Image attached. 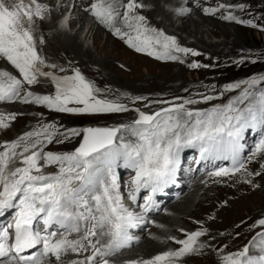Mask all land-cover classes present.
<instances>
[{"label": "snow or ice", "instance_id": "1", "mask_svg": "<svg viewBox=\"0 0 264 264\" xmlns=\"http://www.w3.org/2000/svg\"><path fill=\"white\" fill-rule=\"evenodd\" d=\"M32 6L18 2L10 7L0 0V57L6 58L22 75L23 82L32 85L38 82V67L56 69L49 65L38 53L31 32L25 28V19L31 22L33 16L43 19L47 9L32 0ZM145 7L137 0H97L91 6V14L115 35L124 39L127 36L129 46L138 52L163 60H179L175 53L193 56L198 52L180 47L176 39L146 24V18L136 13ZM221 8L226 7L220 5ZM121 9L124 11L121 12ZM186 14L188 9L176 10ZM216 9H205L207 14H214ZM229 20L236 17L228 15ZM130 31L124 32L116 26L117 20ZM251 24V21L248 22ZM251 26L255 27L254 24ZM135 35H131V33ZM157 48L161 50H157ZM182 62V61H181ZM193 64L191 67H200ZM60 72L65 69L60 68ZM45 78L47 76L45 75ZM56 81V93L38 96L27 92L24 102H35L50 109L67 113H112L128 109L113 102L97 99L94 93L100 90L85 79L76 70L71 76L53 77ZM7 71H0V101H12L21 97L24 83ZM249 88L257 84L256 80L246 81ZM239 87L238 84L230 86ZM30 98V99H29ZM213 99L211 96L204 98ZM248 103L243 107L234 105ZM83 107H68L69 104ZM196 101L185 100L183 104L158 111L152 115L141 112L132 125L126 126L124 132L134 140L125 141L121 128H87L80 147L70 154H43L35 151L41 141L24 144L23 151L19 142L7 145V150L0 153V216L5 210L16 209L14 233L7 228L0 230V264H45L46 259L55 258L60 262L63 255L80 254L91 249V256L84 260H73L71 264H109L107 257L116 250L126 246L131 239L128 229L136 227L144 220L133 215L121 203L116 186L115 169L118 166L132 168L136 171L135 188L131 194L136 201V192L141 188H150L153 193L173 182L179 164V153L183 147L198 148L201 159H224L232 161V168H222L212 173L214 176H226L244 168L240 159L243 145L240 143L248 129L264 130V90L253 93L245 90L241 97L230 102L224 108H213L208 112L192 111L186 107ZM14 116L0 115V127H7L5 120ZM71 135H79L76 129ZM54 125H48L42 131L28 133L26 140L33 136H44L48 143L56 135ZM257 153L264 152V137L261 138ZM17 156L22 157L24 167L9 170V164ZM47 164H56V174L44 175L39 160ZM153 201L151 197L144 205L148 211ZM39 217L44 225L43 231L33 228V222ZM63 229L59 239L57 231H49L53 226ZM264 226V219L259 221ZM10 227V225H9ZM83 230V231H82ZM72 233L80 234L79 239H69ZM205 231L188 234L187 239L177 240L182 245L178 251H168L150 260L133 262V264H175L177 258L186 254L199 252L203 245L196 247L198 238ZM98 235L110 237L104 247H97ZM42 245V252L25 255L27 249ZM256 249L257 254L250 252ZM97 257L101 259L97 261ZM224 264H264V233L241 251L223 257Z\"/></svg>", "mask_w": 264, "mask_h": 264}, {"label": "rangeland", "instance_id": "2", "mask_svg": "<svg viewBox=\"0 0 264 264\" xmlns=\"http://www.w3.org/2000/svg\"><path fill=\"white\" fill-rule=\"evenodd\" d=\"M67 1L68 0H66L65 4L68 3ZM84 1L85 3L81 4L82 7L76 9L72 14L71 20L66 23L65 26L63 25L60 28H56L52 15L48 17V22L40 21L38 23L39 28L37 37L40 45L39 52L47 64L57 65L55 70L49 68V70L55 74H68L67 76H71V74H74V72L78 70L87 81L93 83L95 87L100 90L99 92L94 93L97 99L122 104L128 110L126 112L94 114L67 113L50 109L46 105L37 104L35 102L25 103L24 97L27 92H32L34 95L38 96L52 95L50 85L40 79L37 83L28 85L26 82H23L22 75L16 68L6 58L0 57V71H7L12 76L21 79L24 83V90L20 98L12 101H0V115L4 117H15V119L12 120H5V123L8 125L6 128L0 127V153L6 151V146L12 143L19 142L21 144V147L16 149L19 153L23 150L24 144L31 145L36 141H41L36 148L43 150V152L41 151L43 154L49 152L53 154H70L77 149L79 140V136L71 135L70 130L76 129L80 134L82 127L88 124L101 126L125 124V127L132 125L136 116L129 108L141 110L138 111L139 113L143 111L145 114H150L172 108L175 105L183 104L185 100H192L196 101V103L186 105L188 109L192 111L208 112L213 108L226 107L230 102L241 97L245 90H249L253 93H258L260 90H264V81L256 84L252 88H249V85L245 83L248 81V76L264 72V0H239L242 1L240 7H242L244 13L233 15L234 17L237 16L235 20L221 18L220 16L214 17L213 22H217L220 28H225L231 36L214 34L209 26H202L200 32H191L190 29L187 30L188 34H191L192 37H195L198 40H204L207 44L225 43L231 45L236 42L237 33L245 41L242 44L243 51L228 52L223 56L206 54L204 51L200 53L193 49L190 50L198 52L199 55L193 56L191 52L188 55L175 53V55H178L183 59L182 62H178V60L156 59L154 56H149L145 52H138L135 48L129 46L127 43V36H125L124 39H121L119 36L115 35V37L111 39L107 37L109 34L102 32L101 38L97 41L96 35L92 34V31L90 30V24H92L91 16H89L88 21L84 23L85 25L79 23L78 17L83 15L82 9L89 10V14H91V6L96 3V0H93L92 5L89 4L92 3V0L91 2ZM169 1L170 0H158L157 3L161 9H164L166 15H170L174 26L182 28V19H180L179 15L170 12L171 3ZM180 1H182V3L179 4V8L188 9L189 0ZM246 1L248 2L245 3ZM195 2L199 6L205 5L203 7L204 10H220L224 8L220 7L222 3H218V0L216 4L206 3L204 0H195ZM41 3L49 6V8H53V12L55 11L57 13L62 10L61 0H58L55 4H50L49 0H42ZM74 16L77 17L74 18ZM249 21H251V24L248 23ZM252 24H254L255 27L251 26ZM98 25V23H95V28H97ZM36 29L37 26H35V30ZM131 34L135 33L133 32ZM65 37L77 40V43L84 48L83 51H88L97 61L106 62L108 64L110 63L109 65L112 64L114 66L111 65L112 68L110 67V69L104 70L100 65L97 67V65L95 66L88 63L85 59L78 57L76 54L66 49L64 46ZM180 40L179 42L183 44L182 40ZM176 41L178 40L176 39ZM157 50L161 49L157 48ZM127 51L134 53V56L128 54ZM120 55H123L124 58ZM116 62L118 63V66L116 65ZM158 63L159 65H157ZM193 64H199L201 66L191 67ZM60 68L65 69L64 73L59 71ZM179 72L182 73L183 77L180 80L181 82L172 83L171 80H174L176 78L175 75ZM263 75L264 74L261 73L259 75L261 78L257 79H262ZM251 80L255 79L252 78ZM236 84H238L239 87H230ZM206 96H211L213 99L206 101L204 99ZM247 103L248 101H245L244 104H237L234 106L243 108ZM7 106H12L17 109V111H20L19 114L13 112L8 113V108L5 109ZM68 107H79V105L72 103L69 104ZM48 125H54L57 133L53 137L51 143H48L44 136H33L26 140L21 139L26 137L28 133L42 131ZM24 130L26 131L21 136L15 138L17 134ZM260 131L261 134L257 135L255 140L253 139L251 145H253L254 141L255 145L251 147L250 152H248L249 154L247 153L248 156H246L244 168H241V171H237L240 173L236 177L230 179L222 178L235 175L230 172L226 176H219L221 178L216 180L218 177L212 175L213 172H211L205 174L203 177L205 179L201 182L205 187L207 184L211 185V183L218 184L210 191L211 193L209 192V196L219 199L217 205L218 209L220 207H230L229 209H231L233 215L240 214L236 217L234 222H230L228 225L223 223L215 224L214 221L211 222L214 216L208 215L207 219L211 224V226H208L207 224H204V221H202V218L199 215L200 212L196 210L184 215V218L179 216L177 218L178 222H176L174 226L166 227L162 225L163 222H165L166 219H172V216H174V211L165 212L166 209L164 214L155 218L154 224L149 228L147 235L150 237V233H152L154 229H158V227L159 229L165 228L168 230L167 232L170 231V238H168L169 241L171 238L177 241L187 239L188 234L197 231H205L206 234L198 239L210 243V246H208L209 249L202 244V250L195 252L196 255L193 257V259L198 260L199 263L191 262L188 264H214L215 262L208 263L207 261L200 262L199 260V255H208L210 254L209 250L211 255H215V257L217 256L216 261L219 263L222 261V264H224L223 259H220L219 257L220 253L230 255L241 251L245 246L250 245V242H253L254 238H257L260 233H264V226L259 225V221L264 219V157L259 156L264 154V152L259 156L256 152L261 138L264 137V130ZM121 135L124 136L125 141L135 139L124 131H121ZM55 137H60L64 141L61 143H55ZM67 138L69 140L66 142ZM117 139L119 140V137ZM44 142L47 143L48 148L46 146L44 148ZM250 142L251 141L249 140V143ZM17 158L18 157L10 162L9 169L12 167L11 165L16 162ZM21 160L22 159L17 160V164L21 163ZM242 160L244 159H241V161ZM38 163L42 168L43 174L56 172L59 169L58 165H49L44 159H40ZM222 168H229V166L221 167V169ZM245 173L250 174L252 178H259L255 183L256 189L254 190L252 189L253 186H250L249 190L245 191L243 189H238L237 186L239 185L230 188L232 184H229H237V182L244 178L246 175ZM200 179L202 178H199L196 181ZM191 181L194 180L191 179ZM195 182L187 189L188 191L183 196L185 199H183V202H181L176 208V211L181 210L186 205L188 197L197 191L196 189L198 186H196ZM252 192L253 194H250ZM176 204L177 203L173 205L176 206ZM175 214H177V212H175ZM151 238H153V236ZM147 243V237L145 236L144 241L130 251L138 252L143 246H146ZM178 247L179 249L182 248L180 245ZM141 252L142 251L139 253L141 254ZM250 252L253 254L257 253V251L253 249ZM197 255L199 257H197ZM134 261L141 262L139 260ZM110 264L113 263L110 262Z\"/></svg>", "mask_w": 264, "mask_h": 264}, {"label": "bare ground", "instance_id": "3", "mask_svg": "<svg viewBox=\"0 0 264 264\" xmlns=\"http://www.w3.org/2000/svg\"><path fill=\"white\" fill-rule=\"evenodd\" d=\"M41 1L42 0H38V3L41 4ZM57 1L58 0H49V3L50 4H55ZM86 1L87 2L88 1L91 2V0H86ZM157 1L158 0H153V1H150V0H137V3L144 4L145 7L137 9L136 13L139 14V15L145 16L146 23H147V25L149 27L155 28L158 31H162L165 35L171 36V37H174L175 39H177L178 40L177 42L180 45V47L193 49V50L198 51L200 53L204 51L206 54L208 53V54H211V55L213 54V55H216V56H223V55H225L228 52L243 51L242 44L245 41L237 33H236V42H234L233 44L229 45V44H225V43H222V44H207L204 40H198L197 38L192 37L191 34H188V32H187L188 29H190L191 32H200V29L202 28V26H204V27L209 26L211 31L214 34H223L224 36H231V34L225 28L221 27L222 28L221 29L220 26L217 24V22H215V21L213 22V19L216 16L217 17L220 16L221 18H225L228 15H232L233 16V15H236V14L239 15L241 13H244V10L242 9V7H240L241 4H242V1H239V0H218V3H222L226 7H224L223 9H220V10H216L214 14H207L205 12V10L203 9V7L205 5L199 6L198 4H196L195 0H189L188 1V6H189L188 9L190 8L189 11L186 14L181 15V14H178V12L176 10L181 9V8H179V4H181L182 1H180V0H170L169 1L171 3L170 12L173 13V14L179 15L180 19H182V24H183L182 28L174 26L170 15H166L165 14L164 9L160 8V6L157 3ZM204 1L206 3H212V4H216V2H217V0H204ZM12 2H14L17 5V2L15 0H12ZM65 2H66V0L62 1L61 7L62 6L65 7ZM76 2H77L76 6L81 8L82 7L81 0H76ZM96 2H97V0H96ZM123 2L127 3L128 0H123ZM247 2L248 1H246L245 3H247ZM89 4L92 5V3H89ZM82 10H83V15H81V16L77 15L79 17V23L84 24L86 21H88L89 16H91L92 17V22H91L92 24H90V30L92 31V34L96 35L97 41L101 38V33L102 32H106L107 34H109L107 36L108 38L112 39V38L115 37L114 30L109 29L107 26H105L104 24L99 22V20H97L92 14H89V10H85V9H82ZM123 11L124 10L121 9V12H123ZM53 16H56V14H53ZM77 16H74V18H76ZM239 19H240V17H239ZM65 21L66 20H64L63 22H65ZM31 23H33V20L31 21ZM95 23L99 24L97 28H95ZM116 26L117 27H121L122 31H124V32L130 31L123 25L122 20L118 19L117 22H116ZM31 30H35V26H33V24H31ZM131 35H135V34H131ZM180 39L182 40L183 44H181L179 42ZM64 46L66 47V49L70 50L72 53L76 54L78 57H81L82 59H85L88 63H91L92 65H95V66L97 65V67H98V65H100V67L103 68L104 70H108V69H110V67L112 68V66H114L112 64H111L112 66L109 65L110 63L108 64L106 62L105 63L104 62H99L96 59H94L92 57V55L88 51H83L84 48H82V45L78 44L77 40H75L74 38L65 37L64 38ZM127 53L134 56V53H130V51H127ZM98 56H99V54H98ZM120 56L122 58H124L123 55H120ZM112 57H114V56H112ZM118 57H119V55H118ZM182 60L183 59L180 57L178 62H180ZM118 63H119V61H118ZM118 63L116 62L117 66H118ZM157 65H159V63ZM160 65H162V64H160ZM129 66H130V64H129ZM0 69H1V67H0ZM36 71L39 74V77H40L39 79H43L51 87H53L52 90L54 89L55 91H56V81L53 80L52 78L53 77L67 76L68 75V74L60 75L58 73L55 74L54 72L49 70V68H47V67H38L36 69ZM62 73H64V72H62ZM44 75H49L47 77V80L51 78L52 81L51 80H49V81L45 80V76ZM71 75H73V74H71ZM256 75L253 78L255 80H257V83H258V82L261 81V79L258 80L257 78H261V77H259L260 74H258V73ZM175 76H176V78L174 80H171L172 83H179V81L183 78L181 72H179ZM107 84H108V82H107ZM6 108H8V110H7L8 113L9 112H13L15 114H19V112H20V111H17V109L13 108L12 106H7V107H5V109ZM25 131L26 130L21 131V133L17 134L15 138H18L19 136H21ZM121 131H124V129H122ZM260 132L261 131L259 130V135L261 134ZM4 134H7V133H4ZM120 135H121V133L119 134V136ZM247 136L249 137V140H251V143H252L253 139H254V136L252 135L251 131L249 132V134ZM68 140L69 139L67 138L66 142ZM63 141L64 140L61 139L60 137H55L54 138V142L55 143H61ZM261 153H263V152L257 153V155L259 156ZM262 156L264 157V154H261L259 157H262ZM185 162H187V160ZM242 162L245 163V160H243ZM239 173L240 172H236V173H234L235 175L226 176V177H222V178H224V179L234 178ZM219 178H221V177L216 178V180H218ZM197 179H199V178H196L193 181V183ZM204 179L205 178L202 177V179H200V180L195 182L196 186H198L197 189H196L197 191L194 192L190 197H188V201H187L186 205L181 210L176 211V208L181 204V202H183V199H185V197L183 198L184 195L177 202L176 206H174L172 204L173 206H169L167 208V210L165 212L174 211V216H172V219H166L165 222H163L162 225H164L166 227L167 226L168 227L169 226H174V224L176 222H178L177 218L179 216H181V218H184V215H187V214H189L191 212H194L196 210L198 212H200L199 215L202 218V221H204V224H207L208 226H211L210 221H208V219H207L208 215H212V216L215 217V218L213 217V219L211 220V222L214 221L215 224L216 223H223L225 225H228L230 222H234L236 217H238L240 214L233 215L231 209H229L230 207H227V208L220 207L218 209L217 205H218L219 199H216L214 197H210L209 196V192L213 188H215V186L218 185V184L211 183V185L207 184V186L205 187L201 183ZM257 179H259V178H257ZM257 179L252 178L251 175L247 173L242 180L237 182V184L230 183L229 185L232 184V186L230 188H233V187L239 185V186H237V188L238 189H243L245 191H248L249 187L253 186L252 189L255 190L256 189L255 188V183L257 182ZM250 194H253V192L250 193ZM188 195H186V196H188ZM249 196H251V195H249ZM175 212H177V214H175ZM255 215H257V214H255ZM236 225H238V224H236ZM242 225H245V224H242ZM167 231L168 230H166L165 228L159 229V227H158V229H154L152 231V233H150V237H149V235H146L148 243L146 244V246H143V248H141V250H140V251H142L141 254L139 253L140 251H138V252L130 251L128 253L126 252L124 254H121L118 257H116L114 255H112L110 257L107 256V257H105V259H107L108 261L112 262L113 264H124L125 261H134V260L145 261V260H150V259L154 258L155 256L163 254V253L168 252V251H178V250H180L179 247H178L180 244L175 243L176 242L175 239L173 240V238H171L170 241H169L168 238H170V233H169L170 231L169 232H167ZM152 236H153V238H151ZM102 238H103V235H99V236L96 237V239H98L99 241H101ZM198 242H199V244H198ZM251 243L252 242H250V244ZM202 244H204V247L210 246V243H206L203 240H199L198 239L196 247H198V246H200ZM181 246L182 245H180V247ZM207 249H209V247ZM251 250L252 249H250V251ZM253 250H256V249H253ZM209 253L210 254H208V255H206V254L199 255L200 256V259H199L200 262L201 261L202 262L207 261L208 263L215 262L214 264H220V263L222 264V261H220V263L218 261H216L217 256L215 257V255H211L210 250H209ZM255 254H257V253H255ZM195 255H196V253L194 252V253L186 254L183 257L177 258L176 261H175V264H177V263L178 264H188V263H191V262L199 263L198 260L193 259V257ZM199 256L197 255V257H199ZM224 256H226L225 253H220L219 254L220 259H223ZM74 258H75V256H72V259H74Z\"/></svg>", "mask_w": 264, "mask_h": 264}, {"label": "water", "instance_id": "4", "mask_svg": "<svg viewBox=\"0 0 264 264\" xmlns=\"http://www.w3.org/2000/svg\"><path fill=\"white\" fill-rule=\"evenodd\" d=\"M89 128H96V127L90 125ZM101 129H103V128L101 127Z\"/></svg>", "mask_w": 264, "mask_h": 264}]
</instances>
